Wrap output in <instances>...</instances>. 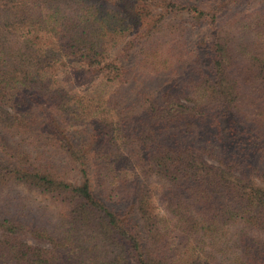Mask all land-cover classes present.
I'll use <instances>...</instances> for the list:
<instances>
[{"label":"trees","instance_id":"obj_1","mask_svg":"<svg viewBox=\"0 0 264 264\" xmlns=\"http://www.w3.org/2000/svg\"><path fill=\"white\" fill-rule=\"evenodd\" d=\"M0 264H264V0H0Z\"/></svg>","mask_w":264,"mask_h":264},{"label":"rangeland","instance_id":"obj_2","mask_svg":"<svg viewBox=\"0 0 264 264\" xmlns=\"http://www.w3.org/2000/svg\"><path fill=\"white\" fill-rule=\"evenodd\" d=\"M21 239H22L24 242H27L28 244L42 246L41 243L36 242V241H35L32 237H30L28 234H25V235L21 236Z\"/></svg>","mask_w":264,"mask_h":264}]
</instances>
